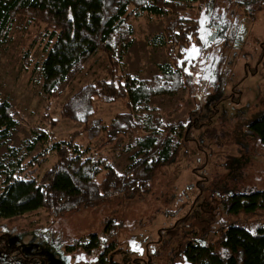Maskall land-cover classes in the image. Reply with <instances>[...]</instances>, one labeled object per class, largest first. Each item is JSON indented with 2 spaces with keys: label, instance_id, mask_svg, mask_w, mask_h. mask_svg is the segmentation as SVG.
I'll return each instance as SVG.
<instances>
[{
  "label": "rangeland",
  "instance_id": "1",
  "mask_svg": "<svg viewBox=\"0 0 264 264\" xmlns=\"http://www.w3.org/2000/svg\"><path fill=\"white\" fill-rule=\"evenodd\" d=\"M202 1L187 4L180 15L189 21L182 26L193 24ZM130 9L126 24L130 26L131 44L124 53L121 55L118 47L111 59L101 51L95 53L71 80L56 83L49 93L43 90L38 70L45 56L44 26L19 17L12 23L0 45V100L7 101L15 110L17 125L8 139L0 143V161L8 165L18 162L19 176L30 170L40 177L55 159L52 151H46L44 142L27 149L35 137L33 131L50 133L55 140H67L82 130L80 124L59 117V109L80 86L106 78L112 61L118 63L117 75H127L140 84L157 76L160 65L171 63L166 51L170 46L159 45L156 36L163 34L165 25L174 21L175 16L157 19L137 15ZM199 37L201 45H193L188 55L199 58L191 72V87L153 96L145 105L165 125L188 121L184 155L160 171L148 194L124 199L121 205L114 201L94 204L60 216L37 209L14 221L0 219V264H97L103 255L102 247L90 254L68 248L77 240L81 247L89 236L102 235L103 222L110 215L119 219L122 227L116 234V250L105 258L107 264L148 261L150 256L151 264H188L176 252L181 248L175 241L180 224L183 223L189 237V229L200 230L197 239L204 236L205 229L206 241L212 242L220 224L235 222L253 231L264 222L261 211L225 216L213 198H218L221 187L228 192L264 189V148L246 130L261 113L264 100V0H215L204 16ZM172 49L176 53L177 48ZM193 49H198V54ZM125 104L122 99L109 103L95 99L92 118L108 125L116 115L132 113ZM144 113L134 114V120L140 122ZM51 120H56L54 126L49 124ZM196 123L199 127H195ZM156 131L162 133L160 129ZM148 134L141 131L107 144L104 133L92 129L81 131L75 143L83 155L97 163L100 175L96 181L100 182L103 165L124 172L138 158L134 141ZM173 136L179 141L180 131L176 129ZM8 148L16 149V156H11ZM41 155L46 159L34 167ZM4 176L0 171V190ZM197 194L202 195L191 209L182 207ZM165 211L173 215L165 216ZM166 238H172L169 244L174 257L166 252L154 253L168 247ZM133 241L142 252L133 250Z\"/></svg>",
  "mask_w": 264,
  "mask_h": 264
},
{
  "label": "trees",
  "instance_id": "2",
  "mask_svg": "<svg viewBox=\"0 0 264 264\" xmlns=\"http://www.w3.org/2000/svg\"><path fill=\"white\" fill-rule=\"evenodd\" d=\"M196 1L0 0V45L6 40L17 17L44 26L45 56L38 65V70L46 93L56 83L71 80L95 53L101 51L109 59L117 47L120 48L121 55L124 53L131 44V30L126 24L130 8L137 15L145 14L158 19L173 14L176 18L165 25L162 35L156 36L159 45L165 48L170 46L166 51L171 61L169 65L159 66L157 76L140 84L127 75L118 76V63L112 61L113 67L107 69L106 78L80 86L62 103L58 112L59 117L80 124L82 132L96 129L97 132L104 133L107 144L129 134L141 131L149 133L134 141L138 158L122 173L116 172L108 164L103 165L104 174L98 182L96 177L100 173L97 163L92 157L83 155L75 143L81 131L67 140H55L50 133L33 131L35 137L27 149L30 151L37 142H44L47 144L46 151H52L55 159L40 177L30 170L19 176L21 172L17 168L18 162L8 165L0 161V171L5 173L0 190V219L14 221L37 209H46L52 216H60L81 207L91 208L94 204L101 206L114 201L121 205L124 199L140 198L148 194L160 171L184 155V143L189 135L188 121L165 125L145 105L153 96L174 94L183 87L190 88L193 83L194 74L191 72L197 66L199 58L196 55L188 57L189 51L191 47L201 45L200 28L215 0L200 2L202 8L199 6L197 15L192 19L193 24L190 27L182 26L189 18L180 14L184 13L188 3ZM173 47L177 48L176 53L173 52ZM99 98L105 103L125 100L126 107L132 113L116 115L108 125L102 124L100 120L92 118L95 113L93 101ZM261 102V113L247 125L246 130L264 148V100ZM140 112H146L145 116L141 117L140 122H136L133 116ZM16 116L12 106L7 101L0 100V143L8 139L11 130L17 125ZM50 123L54 126L56 120H51ZM195 125L199 127L200 124ZM191 127L193 126L190 129ZM158 129L162 133L156 131ZM176 129L180 131L179 141L174 140ZM8 151L13 157L17 154L16 149L8 148ZM39 159L34 167L45 160L46 156L41 155ZM217 186H213V189H218ZM219 190L221 193L217 192L218 198L215 195L213 198L218 201L216 203H219L225 216L256 211L264 214V189L228 192L226 187H221ZM201 195L197 194L196 198L185 202L182 207L189 206L191 209ZM164 214L170 215L169 217L173 215L170 211H165ZM121 227L122 222L110 215L103 222L102 235L89 236L81 247L77 240L68 250L77 248L90 254L102 247L103 255L97 264H107L105 258L116 250V234ZM183 227L182 223L177 228L181 230L175 241L181 248L176 249V252H180L188 264H264V222L258 224L253 231L235 222L220 224L215 229L216 239L212 242L206 241L208 231L205 229L202 230L204 236L197 239L200 230L189 229V237ZM165 241L168 247H162L154 253L166 252L174 257V249L169 244L172 243V238H166ZM148 258L150 260L153 256ZM149 260L136 259L131 264H151Z\"/></svg>",
  "mask_w": 264,
  "mask_h": 264
},
{
  "label": "snow or ice",
  "instance_id": "3",
  "mask_svg": "<svg viewBox=\"0 0 264 264\" xmlns=\"http://www.w3.org/2000/svg\"><path fill=\"white\" fill-rule=\"evenodd\" d=\"M198 51H199L198 49H193L194 54H198ZM132 244H133V250L142 252V249H139V247L135 244V241H133Z\"/></svg>",
  "mask_w": 264,
  "mask_h": 264
}]
</instances>
